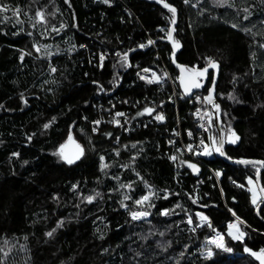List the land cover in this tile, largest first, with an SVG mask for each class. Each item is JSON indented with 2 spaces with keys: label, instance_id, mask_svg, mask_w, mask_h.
<instances>
[{
  "label": "trees",
  "instance_id": "1",
  "mask_svg": "<svg viewBox=\"0 0 264 264\" xmlns=\"http://www.w3.org/2000/svg\"><path fill=\"white\" fill-rule=\"evenodd\" d=\"M165 1L178 9L177 61L187 68H203L209 57L220 64L217 100L223 127L227 132L230 123L241 138L235 145L227 143V155L264 160V0ZM0 5L10 9L0 12V264H213L217 258L205 259L203 243L213 229L227 233L235 220L229 209L246 221L240 227L247 235L243 242L226 235L233 252L219 259L259 264L243 252L244 245L264 248V205L260 218L248 191L247 178L255 180L256 169L216 155L204 158L222 173L216 178L204 165L197 164L195 173L183 163L190 160H168L165 144L176 123L173 107H168L165 124L129 136L113 125L92 131L101 86L131 98H143L152 89L137 80L134 68L122 66L120 57L110 56L99 68L80 59L76 46L114 49L131 43V63L146 64L152 52L140 50L138 42L147 32L155 36L157 27L169 29L172 13L144 0H0ZM161 51L176 71L166 41ZM212 79L213 72L209 85ZM190 107L188 101L179 104L183 127L190 125ZM69 133L84 147V156L73 165L53 155ZM148 187L158 192L155 206L149 207L150 221L133 220L135 200ZM97 192L101 195L91 203L84 199ZM164 209L168 215L160 214ZM197 212L211 219L212 228L198 226ZM60 221L63 225L57 227ZM52 229L56 231L47 236Z\"/></svg>",
  "mask_w": 264,
  "mask_h": 264
},
{
  "label": "built area",
  "instance_id": "2",
  "mask_svg": "<svg viewBox=\"0 0 264 264\" xmlns=\"http://www.w3.org/2000/svg\"><path fill=\"white\" fill-rule=\"evenodd\" d=\"M124 10L127 14L130 13L128 9ZM168 31L169 29L166 27H157L155 29V36L147 32L144 41L138 42L139 46L140 44H146L148 40L154 41V44L145 48L138 47L140 50L152 52V58L146 64H142L140 60L131 63V54L134 52V50L131 49V43L126 45L124 42H121L119 44L120 46L114 49L102 48L101 46L100 48L92 47V45L88 43H81L76 46L75 54H80V59H87L89 64H95L99 66V68L103 67L105 61L110 56L114 58L120 57L118 53L122 55L127 52L129 65L135 69L137 80L141 81L144 87L152 89V91L149 92L146 90L143 98L123 97L120 96L116 90H107L106 88H103V90L100 89L98 102L94 104V108L98 113L94 121L100 120L101 123L95 125L93 123L94 121H92V129L94 127L97 128V131H95V133H97L102 126L113 125L119 128L121 134L129 136L141 128L165 124L168 119V107H173L176 113V123L168 129L170 135L166 138L165 156L175 164H178V160H190L191 163L204 165L214 174L216 171L206 164L204 159L206 158L205 156L193 155L186 147L189 144L199 146L201 139H204L207 143L208 135L214 127L212 106L204 100V97L207 95V90L201 92L197 91L190 98L186 97L182 92L178 79V77H180L179 73L171 69L161 51L163 41H166ZM101 55L104 56L103 61L100 60ZM144 69H149L150 71L144 72ZM153 72L161 78L159 81L148 83L147 79L140 78L144 76L151 79ZM165 73L167 75H165ZM197 97H200V99L198 100ZM184 101H188V104L191 106L187 111L191 122L190 125L185 127L182 126V116L179 111V104ZM146 107L152 108L155 111L151 114L145 113L143 115H137L138 112H143ZM197 110H200L199 116L196 115ZM117 112L124 113L125 115L117 117ZM206 112L212 114L211 125L208 124V116L205 115ZM157 114H162L164 120H156L155 117ZM115 120H119L120 124L117 125L114 122ZM201 124L204 125L203 128L200 127ZM188 131L193 133L191 137L188 136ZM177 133H179V135H177ZM119 139L120 136H117L115 143H118ZM173 156L176 157L175 160L170 159V157Z\"/></svg>",
  "mask_w": 264,
  "mask_h": 264
},
{
  "label": "snow or ice",
  "instance_id": "3",
  "mask_svg": "<svg viewBox=\"0 0 264 264\" xmlns=\"http://www.w3.org/2000/svg\"><path fill=\"white\" fill-rule=\"evenodd\" d=\"M104 3L108 4L110 3V0H103ZM161 3L164 4V7L167 8L171 13H172V24H175V16H176V8L174 6H172L171 4H168L165 2V0H160ZM185 3H188V0H184ZM218 3L220 4H225L227 3V0H218ZM10 9L8 6L5 5H0V12H8ZM19 9H12L13 15H18L19 14ZM244 11L246 13H249V15L251 14L249 12V9L245 8ZM36 16L39 17L41 20L44 19V15L41 11H37L36 12ZM248 15H246L244 17V19H248ZM4 19H8L7 16L4 17ZM61 27L63 28L64 25H61ZM233 28L237 27L236 24L232 25ZM54 31H56V29H53ZM163 30V29H162ZM173 31H168L167 33V39L172 41V47H173V56L175 54V50L178 49L179 47H181L180 43L178 41H175L173 39ZM245 31H248V29H245ZM154 44V41L152 40H148L146 42V44H140L138 47L139 48H145L147 46H150ZM262 48H264V44L261 45ZM37 52L40 51V49L37 47L36 49ZM120 55V60L122 62V66H130L129 65V59H128V53H124V54H119ZM21 59H23V55H21ZM104 56L101 55L100 56V60L103 61ZM178 67H181V71L182 73L184 71H187L189 73V80L186 82L184 79L183 74L181 75V77H178V79H180L181 85L184 88V92L185 93H190L192 91V89H199L202 87V83L201 80L205 77V74L208 72L209 68L212 69H217L218 68V63L214 60H212V58H206V66L202 69H198L196 66H193L192 68H188L185 69L184 66H180L178 65ZM52 71H55V69H52ZM144 72H149V69H144ZM139 75V74H138ZM165 75H167L165 73ZM141 79H147L148 83H153V82H157L159 81L161 78L158 77L156 75L155 72L152 73V78L148 79L144 76L140 77ZM213 84V88L215 85V81H212ZM213 88L208 89V95L206 97H204V100L212 106V108L216 109L217 111L220 110V105L218 103H215V99H214V95H213ZM101 90H103L102 86H101ZM229 99L233 100V101H237V98L231 94H229L228 96ZM21 99H24L23 95L21 96ZM197 99L199 100L200 97H197ZM25 103H27V101H24ZM262 107H264V105H261ZM0 107H3V105H0ZM153 111H155L152 108H144L143 112H138L137 115H143L145 113L151 114ZM124 113H120L117 112L116 116L120 117V116H124ZM196 115H200V110H197ZM205 115L208 116V124L211 125L212 124V114L210 113H205ZM225 115H227V113H225ZM55 118H53L54 120ZM86 119V118H85ZM156 120L159 121H163L164 120V116L162 114H157L155 117ZM117 125L120 124L119 120H115L114 121ZM50 123H46L43 125V127L45 129L50 127ZM95 125H99L101 123L100 120H96L93 122ZM200 127H204L203 124L200 125ZM83 131V130H81ZM92 131H97V128H93ZM188 136H192L193 133L191 131H188ZM106 135H111V133H106ZM177 135H179V133H177ZM29 140H31V137H28ZM240 136L236 133V131L231 127V124L229 123L228 125V129L227 132L225 131L224 127L221 126L220 130H219V134L218 135H213L211 133H209L208 135V142L206 143L204 139H201L199 142V146H195L193 144H189L187 145V150L189 152H192L193 155L196 156H212L213 154H219L220 156H224L229 160H232L233 158L230 156H227V153L225 152L224 148H225V144H232L235 145L238 143V141H240ZM171 143V141H170ZM71 144L73 146V151L69 152L67 151V147L68 145ZM133 147H135V145H133ZM53 155H56L59 157L60 160L64 161L65 163H67L68 165H73L75 164L77 161H79L83 156H84V148L82 145H80L79 143H77L72 134L69 133L68 135V139L67 141H65V143L61 144L59 146V148L57 149V151L55 153H53ZM13 156H19V153H13ZM101 161L104 160V157L100 158ZM170 159L175 160L176 157H170ZM235 163L238 164H243V165H251L254 169H256V174L257 176L259 175L260 172V168L264 167V160H251V159H244V158H239L236 159L234 161ZM25 163H27V161H25ZM183 163H186L188 168L192 169L193 172H199V167L196 163H191L188 161H184ZM102 168H106L108 167L107 164H102L101 166ZM215 176L218 178L222 175V173L220 171H216ZM139 175V174H137ZM142 179V178H141ZM248 184L251 185L253 184V179L252 177H248ZM147 186V183L144 182ZM235 183V182H234ZM241 188H244V185H238ZM76 187V186H73ZM121 187H125V185H121ZM127 187L131 188V185H127ZM221 191H223L221 189ZM249 192L252 193V199H251V203L253 205H255L257 207L258 210H260V204H258V199L260 197H258L256 189L253 188H249L248 189ZM261 194H264V187H262L260 189ZM101 194L99 192L95 193V196H87L84 197L85 200H87L88 203H91L95 197H99ZM153 198H158L156 197V193L154 191L151 190V188L149 187V191L147 194L141 196L139 199L135 200V203L137 205H143L145 203H147L148 207H154L155 205L151 202V200ZM166 198V197H165ZM130 199L129 196H125V200ZM235 199V198H233ZM193 203H196L197 200H193ZM262 203H264V200H261ZM121 205L125 208H127V205L124 204V201H121ZM177 207H180V205H177ZM203 207L207 208L210 207V205H203ZM174 211V210H173ZM229 211L232 213V216L235 217V220L232 222H229L227 225V233H221L218 230L213 229V231L215 232V235L210 237V244L205 246V249L202 253V255L205 257V259H209V260H213V258H217L215 260H213V264H225V262L221 261L219 259V256L221 254H229L233 252V248L230 247L228 245V243L225 241V235H227L228 237L231 238V240L233 241H240L243 242L245 236L247 235V233L243 230H241L240 225L244 224L246 225V221H242L240 217L236 216L235 211H233L232 209H229ZM161 215H168L169 214V210L168 209H164L161 213ZM131 218L133 220H139L141 218L147 217L150 215L149 212L147 211H133L130 213ZM196 216L199 218L200 224L198 226H207L208 228H212V221L211 219L205 215L203 212H197ZM188 223L192 224L193 220L192 217L189 216L188 217ZM63 225V221H60L57 224V227H61ZM196 229L193 228L192 231H195ZM56 231V229H52L51 232L46 233L47 236L51 237L53 235V233ZM103 238V237H101ZM215 247V249L217 251H213V247ZM243 252L249 254V256L253 257L256 261L259 262V264H264V248H260L259 250H253L252 248L247 247V245L243 246ZM177 264H179V262H177Z\"/></svg>",
  "mask_w": 264,
  "mask_h": 264
},
{
  "label": "water",
  "instance_id": "4",
  "mask_svg": "<svg viewBox=\"0 0 264 264\" xmlns=\"http://www.w3.org/2000/svg\"><path fill=\"white\" fill-rule=\"evenodd\" d=\"M144 1H147V2H150V3H154V4H157V5H159V6H162V7H164V4L163 3H161L160 2V0H144ZM166 2V1H165ZM166 3H168V2H166ZM169 4V3H168ZM173 6V5H172ZM165 8V7H164ZM176 8V7H175ZM167 9V8H166ZM176 16H175V24H172L171 23V25H170V27H169V31H172L173 29H174V31H173V39L175 40V29H176V26H177V24H178V18H179V15H178V9L176 8ZM176 41V40H175ZM166 42L170 45V48H171V54H170V61H171V65H172V67L179 73V75H180V77H181V75L183 74V76H184V79H185V81L187 82L188 80H189V73L187 72V71H184L183 73H182V71H181V67H178V65H180V66H184V68L185 69H188L185 65H183V64H181V63H179L178 61H177V55H178V52H179V50L181 49V47H179L178 49H176L175 50V54H174V56H173V47H172V41H170V40H168L167 38H166ZM181 45V44H180ZM217 62V61H216ZM218 63V68L217 69H212V68H209L208 69V72L205 74V77L201 80V83H202V87L201 88H199V89H192V91L190 92V93H185L184 92V88L182 87V85H181V82H180V79H179V85H180V88H181V90H182V92L185 94V96L186 97H188V98H190V97H192V95L195 93V92H197V91H199V92H201V91H204L205 90V87H206V82H207V79H208V76H209V74L211 73V72H213V79H212V81L214 80L215 81V85H214V88H213V84H212V82H211V84L209 85V87L207 88V95H208V89H210V88H213V95H214V99H215V103H218L219 105H220V110L219 111H217L216 109H214V108H212V112H213V124H214V128H215V130H216V135H218L219 134V130H220V127L221 126H223V121H222V106H221V103L217 100V83H218V79H219V75H220V69H221V67H220V64H219V62H217ZM204 68V67H203ZM198 69H202V68H198ZM206 95V96H207ZM72 136H73V138H74V140L77 142V143H79L76 139H75V137H74V135L72 134ZM68 139V138H67ZM67 141V140H66ZM65 143V142H64ZM80 144V143H79ZM81 145V144H80ZM226 145V144H225ZM84 148V147H83ZM67 151H69V152H71V151H73L74 149H73V146L71 145V144H69L68 145V147H67V149H66ZM224 150H225V148H224ZM226 152V151H225ZM217 157H222L225 161H227L228 163H230V164H232V165H237V166H246V165H243V164H238V163H235L234 161L236 160V159H232V160H229V159H227L226 157H224V156H220L219 154H215ZM228 156V155H227ZM245 159H247V158H245ZM81 160V159H80ZM79 160V161H80ZM251 160H258V159H251ZM78 162V161H77ZM76 162V163H77ZM75 163V164H76ZM67 164V163H66ZM247 166H251V165H247ZM192 170V169H191ZM263 170H264V167H262V168H260V172H259V175L257 176V174H256V178H255V181H256V184H257V187H258V190H259V192H260V189L262 188V187H264V184H263V182H262V172H263ZM196 173V172H195ZM260 195H261V200H264V194H261V192H260ZM259 204H260V210H258L257 209V207H256V214H257V216H259L260 217V211H261V208L263 207V205H264V203H262L261 201L259 202ZM261 218V217H260ZM262 220V219H261ZM263 222H264V220H263Z\"/></svg>",
  "mask_w": 264,
  "mask_h": 264
},
{
  "label": "rangeland",
  "instance_id": "5",
  "mask_svg": "<svg viewBox=\"0 0 264 264\" xmlns=\"http://www.w3.org/2000/svg\"><path fill=\"white\" fill-rule=\"evenodd\" d=\"M228 1V0H227ZM216 2L218 3V0H216ZM220 4V3H219ZM226 4V3H225ZM38 20L40 21L41 19L40 18H38ZM74 46V45H73ZM76 46V45H75ZM68 52H70V51H68ZM133 146V145H132ZM132 150H133V152H139V150L141 149L140 147H138V145H135V147H133V148H131ZM215 154H213L212 156H205V157H207V158H212L213 156H214ZM255 188L256 189V192H257V195H258V197H260L259 199H258V204H259V202L261 201V195H260V192H259V190H258V187H257V184H256V181L253 179V184H251V185H249V188ZM149 188V187H148ZM151 188V187H150ZM151 190L152 191H154L156 194L158 193V192H156L154 189H152L151 188ZM148 191H149V189L146 191V193L145 194H147L148 193ZM144 194V195H145ZM143 196V195H142ZM151 202H152V200H151ZM135 207H136V209L134 210V211H147V212H149L150 213V215L149 216H147V217H144V218H141V219H139V220H137V221H142V222H146V223H149V221H150V217H151V212H150V210H149V207L147 206V203H145V204H143V205H137L136 203H135ZM128 208H130V206L129 205H127V209ZM242 230V229H241ZM213 235H215V233L213 234ZM227 240V236L225 235V241ZM210 244V237L209 238H207L205 241H204V243H203V245H209ZM213 247V251H215L216 249H215V247L214 246H212Z\"/></svg>",
  "mask_w": 264,
  "mask_h": 264
},
{
  "label": "flooded vegetation",
  "instance_id": "6",
  "mask_svg": "<svg viewBox=\"0 0 264 264\" xmlns=\"http://www.w3.org/2000/svg\"><path fill=\"white\" fill-rule=\"evenodd\" d=\"M212 74V72L209 74V76H208V79H207V82H206V87H205V89H207L208 87H209V79H210V75ZM213 126H214V124H213ZM211 134H213V135H215V133L213 132V129L211 130ZM226 145H227V143H226ZM225 145V146H226Z\"/></svg>",
  "mask_w": 264,
  "mask_h": 264
}]
</instances>
